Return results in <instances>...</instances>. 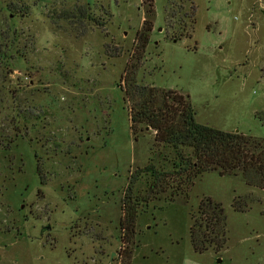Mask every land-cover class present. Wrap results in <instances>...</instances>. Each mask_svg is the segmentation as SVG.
I'll use <instances>...</instances> for the list:
<instances>
[{
  "label": "rangeland",
  "instance_id": "obj_1",
  "mask_svg": "<svg viewBox=\"0 0 264 264\" xmlns=\"http://www.w3.org/2000/svg\"><path fill=\"white\" fill-rule=\"evenodd\" d=\"M193 2L191 28L183 0H153L149 16L142 0H0V264H264V191L207 172L178 194L164 176L155 197L144 169L171 172L174 152L130 128L125 73L187 96L198 124L264 140V0ZM204 198L226 243L196 253Z\"/></svg>",
  "mask_w": 264,
  "mask_h": 264
},
{
  "label": "trees",
  "instance_id": "obj_2",
  "mask_svg": "<svg viewBox=\"0 0 264 264\" xmlns=\"http://www.w3.org/2000/svg\"><path fill=\"white\" fill-rule=\"evenodd\" d=\"M183 2L188 10H184L182 17L190 21L192 28L196 11L194 2ZM142 4L146 6L147 16L154 14L153 0H142ZM76 10L83 17H88V11ZM143 25L145 31L138 35V49L145 47L148 32L151 30L148 20L145 19ZM183 37L185 35L178 37L177 41ZM123 83L126 99L130 103L132 133L141 131L142 125L152 129L155 132V142L169 147L175 156L171 172L158 171L153 165L145 167L144 171L152 180L148 186L149 193L156 197L154 192L155 187L161 183L159 180L164 176L170 178L172 175L178 180L175 194L184 193L179 190L182 182L191 183V186L194 178L207 172H216L219 176L241 175L247 186L264 191V140L196 123L188 97L178 91L137 84L134 76L130 77L127 73ZM130 188L128 187V190ZM130 198L131 196L127 195L123 200L121 221V230L127 232L124 235L127 241L133 236L137 216L134 206L138 200L136 198L132 203ZM142 200L146 201V198ZM236 202L235 207L240 210ZM191 220L189 236L194 252L204 253L209 248L220 251L225 246L226 217L220 203L204 198Z\"/></svg>",
  "mask_w": 264,
  "mask_h": 264
},
{
  "label": "flooded vegetation",
  "instance_id": "obj_3",
  "mask_svg": "<svg viewBox=\"0 0 264 264\" xmlns=\"http://www.w3.org/2000/svg\"><path fill=\"white\" fill-rule=\"evenodd\" d=\"M36 111H27L25 114L27 115H23V117H22V112L20 113H17V115H16V117H17V119H18V121H19V123L21 124V122H24V124L25 125H27L26 124V122L28 121V120H30V119H32V118H34V115H36L37 116V114L35 113ZM25 116V117H24ZM36 118V117H35ZM19 137H22V136H20V135H18V136H16L15 137V140H13L12 141V143H14L16 140H17V138H19ZM23 199H28V198H22L21 200H20V209L19 210H21V209H23ZM43 227V226H42ZM44 229H49L48 227H43V229H42V231L40 232V239H41V237L43 236V230ZM38 238V239H39Z\"/></svg>",
  "mask_w": 264,
  "mask_h": 264
}]
</instances>
